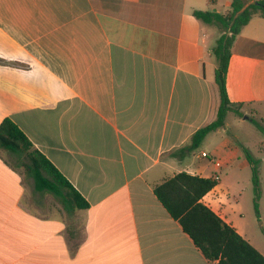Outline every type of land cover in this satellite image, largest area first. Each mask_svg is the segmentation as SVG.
Here are the masks:
<instances>
[{
	"label": "crops",
	"instance_id": "1",
	"mask_svg": "<svg viewBox=\"0 0 264 264\" xmlns=\"http://www.w3.org/2000/svg\"><path fill=\"white\" fill-rule=\"evenodd\" d=\"M230 1L0 0V123L11 120L88 204L65 208L0 151V264H216L153 188L179 172L249 167L243 140L227 136L232 113L200 142L211 136L209 150L184 149L219 106V34L192 13L222 14ZM230 53L228 99L240 120L264 122V18ZM226 195L218 177L201 202L257 249Z\"/></svg>",
	"mask_w": 264,
	"mask_h": 264
},
{
	"label": "trees",
	"instance_id": "2",
	"mask_svg": "<svg viewBox=\"0 0 264 264\" xmlns=\"http://www.w3.org/2000/svg\"><path fill=\"white\" fill-rule=\"evenodd\" d=\"M246 2H251L241 10ZM192 15L207 25L217 26L219 35L211 49L214 58V80L219 95V106L215 119L198 129L184 149H196L204 137L224 126L229 113L241 114L239 105L231 103L226 92V73L232 43L241 29L253 16L264 18V0H231L228 10L217 12L193 11ZM255 126L264 133V126ZM249 163L253 190V207L258 214L260 188L258 181L259 161L239 145ZM0 148L24 159L23 167L32 178L37 191H47L61 199L65 208L84 210L87 202L73 189L59 171L37 150L21 130L8 118L0 123ZM218 184V177L202 178L179 172L153 188L157 200L182 231L189 236L203 257L216 264H264V254L240 236L233 227L225 223L201 198Z\"/></svg>",
	"mask_w": 264,
	"mask_h": 264
},
{
	"label": "rangeland",
	"instance_id": "3",
	"mask_svg": "<svg viewBox=\"0 0 264 264\" xmlns=\"http://www.w3.org/2000/svg\"><path fill=\"white\" fill-rule=\"evenodd\" d=\"M247 3V2H246ZM214 9H211L213 11ZM207 28V31L214 32L215 36L219 34L220 30L217 26ZM242 114L233 113L227 117L228 123V134L227 136H238L243 140L245 148L250 152L252 157L259 161L258 166V181L260 188V199L258 206V214L255 213L253 207V190L251 181V170L250 167L244 170H223L222 173L218 174L220 178L221 188L227 191V198L231 204H235L237 201L239 224L245 232V236L250 242L264 254V133H262L254 124L256 122L264 126V122L258 118H254L248 114V119L240 120ZM211 136L204 140L200 144L199 149L195 152H199L201 149H210ZM8 155L10 161L17 165L19 169L23 170L24 159L14 158L6 150L1 149ZM236 168V167H235ZM25 175V174H24ZM23 175V176H24ZM24 180L26 182L31 179L25 175ZM241 216V218H240Z\"/></svg>",
	"mask_w": 264,
	"mask_h": 264
},
{
	"label": "built area",
	"instance_id": "4",
	"mask_svg": "<svg viewBox=\"0 0 264 264\" xmlns=\"http://www.w3.org/2000/svg\"><path fill=\"white\" fill-rule=\"evenodd\" d=\"M200 158L207 159L211 164H213L215 167L219 168L221 166V163L219 160H217L215 157L208 155L206 152L199 153Z\"/></svg>",
	"mask_w": 264,
	"mask_h": 264
},
{
	"label": "water",
	"instance_id": "5",
	"mask_svg": "<svg viewBox=\"0 0 264 264\" xmlns=\"http://www.w3.org/2000/svg\"><path fill=\"white\" fill-rule=\"evenodd\" d=\"M251 2H247L244 4L243 8L241 10H243L247 5H249Z\"/></svg>",
	"mask_w": 264,
	"mask_h": 264
}]
</instances>
